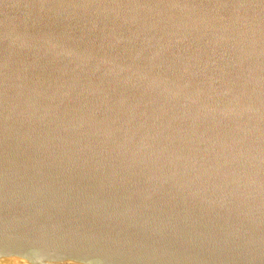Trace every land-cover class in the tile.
<instances>
[{
	"label": "water",
	"instance_id": "1",
	"mask_svg": "<svg viewBox=\"0 0 264 264\" xmlns=\"http://www.w3.org/2000/svg\"><path fill=\"white\" fill-rule=\"evenodd\" d=\"M0 264H264V0H0Z\"/></svg>",
	"mask_w": 264,
	"mask_h": 264
}]
</instances>
